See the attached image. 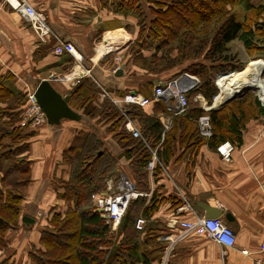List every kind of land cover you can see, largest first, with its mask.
Returning <instances> with one entry per match:
<instances>
[{
  "label": "trees",
  "instance_id": "obj_1",
  "mask_svg": "<svg viewBox=\"0 0 264 264\" xmlns=\"http://www.w3.org/2000/svg\"><path fill=\"white\" fill-rule=\"evenodd\" d=\"M242 1L123 0L118 4L122 13L138 20L135 39L122 51L120 62L125 67L121 79L126 76L131 86L138 85L135 89L114 87L113 79L120 78L112 74L117 66L116 56L112 54L100 63L111 71L113 79L110 84L97 80L93 68L85 63V67L91 69L93 79L81 81L67 96L70 97V107L83 117L77 124L85 123L89 130L78 133L63 153L62 164L70 167V177L67 181L58 180L60 184L57 181L54 189L64 208L57 212L51 208L45 216L38 217L41 220L46 217V225L38 244L30 250L29 264L161 262L165 247L157 243L158 248L149 249L148 237L157 235L155 238L158 240L160 234L168 229L160 228L154 216L166 205L173 216L185 204L179 190L172 185L170 188L175 194L168 193L170 189L166 183L171 184L168 177L170 166L181 162L188 152L196 158L204 146L216 150L230 143L237 149L243 144V131L248 124L264 116V107L252 92L217 110L206 112L194 104V108L190 106L186 113L178 115L170 110L163 98L155 97L156 82L167 83L183 75L194 76L199 83L187 93L189 101L194 95L201 94L208 106H212L219 94L216 78L245 69L246 62L236 51L235 42L243 44L248 59L263 58L264 6H252L239 18L237 8ZM173 70L174 73L166 77ZM96 83L105 86L112 99L123 100L129 91H134L152 102L146 107H126L125 118L110 99L99 103L100 91ZM1 87L0 106L17 109L16 117L21 119L28 106L27 93L14 97ZM152 106L155 111L149 114L146 108ZM160 113L171 116L168 127L161 122ZM204 115L210 117L212 126L213 135L209 140L201 137L199 131L198 120ZM18 118L17 122L11 121L16 124L13 129H8L10 124L0 127V148L3 144L7 150L4 140L10 136L14 137L12 140L17 146L6 151L5 155L0 154V168L5 174L0 181V253L6 257L0 259V264H16L7 257L10 248L7 234L24 225L21 214L25 198L21 190L31 183L29 163L20 159V155L30 152L31 140L40 133L31 127L21 135ZM127 119L135 125L139 137H134L127 130ZM105 136H110L118 148L117 156L104 150ZM154 152L157 161L150 172L148 166ZM181 152L183 154L178 156ZM11 155L19 158L20 163L19 159L12 163ZM192 161L195 159L190 158V164ZM9 162L12 164L4 168L3 163ZM117 171L128 178L141 196L130 202L117 231H113L97 212L93 199L107 190L108 182ZM12 172L18 179L9 182ZM7 183L10 187L4 189ZM141 217L147 223L143 231H138L136 223ZM154 254L156 257L153 259Z\"/></svg>",
  "mask_w": 264,
  "mask_h": 264
},
{
  "label": "crops",
  "instance_id": "obj_2",
  "mask_svg": "<svg viewBox=\"0 0 264 264\" xmlns=\"http://www.w3.org/2000/svg\"><path fill=\"white\" fill-rule=\"evenodd\" d=\"M28 1L44 14L51 25L53 36L47 44L39 43L21 16L14 12L5 0H0L1 88L17 97L19 94L34 91L41 81L47 80L59 94L69 95L73 85L66 79L72 68L65 70V66L72 65L73 60L69 56L56 57L51 51L60 43L72 44L87 59V66L93 68L96 79L103 84H110L113 79L111 71L98 62L108 51L129 44L127 29L135 27L133 31H136V20L119 10L118 4L123 0ZM246 1L252 6H264V0ZM108 38L122 40L107 42ZM103 47L105 48L102 49ZM236 48L244 60H249L241 42H238ZM116 61L120 63L117 59ZM113 81L116 83L114 87L122 90L126 87L135 89L138 85L136 83L131 86L126 76ZM194 98L199 99V96L194 95ZM98 101H103L100 95ZM195 104L199 105L198 101ZM194 106L196 105H191V108ZM9 111L14 113L17 109ZM146 111L152 114L155 108L147 107ZM159 117L163 125L168 127L171 116L160 113ZM0 124H10L8 129L16 127V124L5 118H0ZM76 124L64 121L59 128L45 126L32 142L30 141V152L20 155V159L29 163L31 171L30 185L21 190L25 198L21 218L29 216L36 219V223L30 228L21 224L18 230L7 234L10 244L7 257L16 264H21V260H18L20 257L24 260L23 264H29L30 250L38 244L41 231L46 225V217L42 220L38 217H43L51 208L56 209L54 212L64 208L63 201L55 196L54 185L58 180H69L70 169L62 164V156L71 145L72 131L78 129ZM25 130L21 124V134H26L27 132H22ZM108 141L113 144L111 138ZM4 142L9 143L5 140ZM217 149L211 150L204 146L196 158L195 155L191 157L188 152L181 158V162L171 165L168 172L171 184L166 183L170 189L168 193L175 194L170 188L172 185L185 194L191 205V211L181 215V220L185 221L196 217L205 218V212L198 204H205L214 199L224 215L229 213L234 218L232 223L227 224L236 234V246L226 251L227 261L230 264H253L255 256H264V116L248 124L246 131H243V144L234 149L229 161H226ZM181 154L183 152L178 153V156ZM190 158L195 159L193 164H190ZM12 174L16 175L13 172ZM4 176L0 168V181ZM9 187L7 183L4 189ZM168 207L166 205L161 208L154 216V221L158 222L160 228L166 227L174 216L168 211ZM166 231L162 232L158 239L164 247L167 245L163 240L165 235L175 238L182 233L179 227H171ZM222 250L208 239L193 234L184 235L169 256L168 264H221ZM242 250L250 251L252 256L243 255ZM2 255L3 253H0V259Z\"/></svg>",
  "mask_w": 264,
  "mask_h": 264
},
{
  "label": "built area",
  "instance_id": "obj_3",
  "mask_svg": "<svg viewBox=\"0 0 264 264\" xmlns=\"http://www.w3.org/2000/svg\"><path fill=\"white\" fill-rule=\"evenodd\" d=\"M5 2L30 26L38 42L42 44L49 42L53 36V31L42 12L38 11L33 5L29 3L28 0H5ZM53 54L56 57L68 55L73 59L74 67L66 79V81L73 85V87L79 84L83 79H93L92 71L84 67V57L75 49L72 44L60 43L54 47ZM105 56H102L101 58ZM263 73L264 68L261 71V75ZM220 77L221 75H219L216 79L217 85ZM261 82L264 85V80L261 79ZM190 83L191 84L180 85L179 79L171 80L165 84L160 83L156 85L154 89L155 97L165 98V102L167 103L170 110L174 114L182 115L186 113L190 107L187 93L194 89L199 82L193 78ZM96 84L101 91L100 98L102 100L110 99L111 102L121 110L125 118L126 107L130 105L146 107L152 102L151 99L136 93H128L123 100L112 99L110 98V95L105 87L99 83ZM256 91V96L261 105L264 107V87H258L256 88ZM220 95L216 97V100L220 97ZM27 102L28 106L21 117V124L25 128L32 127L35 129H40L43 126L45 127L47 125V118L41 107L36 103L35 94L33 92L29 91L27 93ZM201 108L206 112L209 111L206 107V103L203 100L201 102ZM198 125L201 137H203L205 140H209L213 135L210 117L208 115L200 117L198 120ZM126 128L134 137H139V131L128 119ZM217 151L226 161H229L231 159L232 152L234 151V147L230 143H225L218 147ZM156 161L157 155L154 152L153 159L148 166V170L150 172L154 170ZM115 190H118V192H114L113 194L112 191ZM179 192L185 204L176 210L175 215L170 219L166 227L167 229L171 227H179L182 233L175 238L172 235H165L166 237L163 238V240L167 242L163 254V264H168L169 256L174 252L177 244L181 242V240L184 238V235L189 234H193L199 238L208 239L209 241H212L220 246L223 249L221 252V264H230L226 259V251L228 249H234L236 246L237 238L233 229L222 219H206L204 217H196L191 221L181 220V215L187 211H191V205L188 203L185 195L181 193L180 190ZM139 196L141 195L135 191V187L131 184L128 178L124 175H121V183L119 184V187L113 190L111 182H108L107 190L96 195L93 199V203L96 209L103 210L104 215L106 216L107 224L110 225L112 230L117 231L123 217L125 216L130 202L134 199H137ZM146 223L147 221L144 218H139L136 223V229L138 231H143ZM241 253L245 256H252V253H250L248 250H242ZM253 264H264V256H255L253 259Z\"/></svg>",
  "mask_w": 264,
  "mask_h": 264
},
{
  "label": "water",
  "instance_id": "obj_4",
  "mask_svg": "<svg viewBox=\"0 0 264 264\" xmlns=\"http://www.w3.org/2000/svg\"><path fill=\"white\" fill-rule=\"evenodd\" d=\"M125 67L122 66L120 70L115 74L116 78H121L124 74ZM234 74V73H233ZM233 74H226V75H233ZM222 76V75H221ZM193 80V77L189 75H184L179 80L180 85L189 84ZM219 89V87H218ZM253 90H256L254 88ZM244 90L242 92L235 93L231 97H228L221 103L218 107L213 102L211 107H208L209 110H217L223 108L227 103L235 98L242 97L245 93ZM35 94V101L41 107L43 113L45 114L48 125L51 127H60L64 121H71L75 123H80L83 120L82 115L77 113L72 107H70V97L69 96H62L59 94L55 88L52 86L50 81H41L34 90ZM198 207L201 208L205 212L206 219H219L223 218L227 223H232L234 218L231 214H223V212L217 207L216 202L214 199H211L208 203H201L198 204ZM97 212L101 214L103 219H106L103 210L97 209ZM23 224L30 228L35 224V220L32 217L25 216L22 218Z\"/></svg>",
  "mask_w": 264,
  "mask_h": 264
},
{
  "label": "rangeland",
  "instance_id": "obj_5",
  "mask_svg": "<svg viewBox=\"0 0 264 264\" xmlns=\"http://www.w3.org/2000/svg\"><path fill=\"white\" fill-rule=\"evenodd\" d=\"M252 7V5H251V3L249 2V1H242L241 2V4L238 6V8H237V13H238V16H239V18H242L243 17V15H244V13L246 12V11H248L250 8ZM149 19V18H148ZM137 23H138V20H136V24H135V26L136 27H138L137 26ZM134 26V25H133ZM134 29H130V30H128L127 29V31L129 32H127V34H129L128 35V38H129V43H130V40L132 41V40H134L135 39V31H133V30H135V27H133ZM236 45H238V42H235V46ZM127 47V46H126ZM126 47H122V48H119V47H116V49H112V50H110V51H108V54L109 53H112V55H114V56H116V59L119 61V62H121V59H123V52L122 51H124L125 50V48ZM52 51V50H51ZM114 51V52H113ZM101 58H99V60H100ZM86 61H87V59H85ZM98 60V61H99ZM101 60H106V59H101ZM246 63H245V69L243 70V71H245V70H247V69H249L250 68V66L253 64V62H256V61H261V62H263L264 63V59H261V58H259V59H252V60H244ZM98 63H101V61H99ZM186 64V63H185ZM72 66L73 65H67V66H65V70H68V69H71L72 68ZM183 66H185V65H183ZM119 68V67H118ZM117 68V69H118ZM174 71L175 70H173V72H169L170 74H168V75H166V77H170L171 75H172V73H174ZM243 71H241V72H243ZM241 72H239V71H237V72H235L234 74H237V73H241ZM233 74V73H232ZM233 74V75H234ZM184 76V75H183ZM190 76V75H189ZM182 77V76H181ZM191 77H193L194 79H196V80H198V78H196V77H194V76H191ZM180 78V77H179ZM178 79V78H177ZM261 79L262 80H264V73L261 75ZM198 82H199V80H198ZM216 82V81H215ZM216 86H217V88L219 87L220 88V85H219V82H218V85H217V83H216ZM254 88H252V87H249V88H247V89H245V90H247V91H245V93L243 94V96L242 97H244L247 93H252V92H255V93H257V91L256 90H253ZM220 92H221V89H220ZM197 96H199V99L198 98H194V97H191L190 98V104L191 105H194L195 104V102L196 101H198V104H199V107H201V102H202V95L201 94H196ZM242 97H239V98H242ZM215 102V101H214ZM1 107V109H0V118H5L6 120H10V121H15V122H17L16 121V118H18L19 116H17L16 117V112H14V113H11L10 111H9V109H5L3 106H0ZM18 119H20V118H18ZM77 126H78V129L75 131V132H73L72 131V142L71 143H73V141L75 140V138H76V136L78 135V133H80V132H86L87 131V129L88 128H85L86 126H87V124H85V123H83V124H76ZM1 126H3V125H1L0 124V127ZM43 128H44V126L43 127H41L40 129H38L39 131H42L43 130ZM105 129H106V127H105ZM89 130V129H88ZM29 130L28 129H26L25 131H22V132H28ZM21 135H23V134H21ZM25 135V134H24ZM12 138L14 139V137L13 136H10V137H8L7 139H5V141L6 142H9V143H7L6 145H7V150H6V147H4L3 146V144H2V147L0 148V154H2V155H5V153H6V151L8 152V150H10V149H15V148H17V146H15L14 145V143L12 142L13 140H12ZM106 138V140L104 141V144H105V147H104V150L106 149V151L107 152H109L110 154H112L114 157L115 156H117L118 155V153H119V150H118V148L116 147V145H114V144H112V143H109V141H108V139L110 138L109 136L108 137H105ZM5 143V142H4ZM17 144H19V143H17ZM5 145V144H4ZM12 155H14V153L12 154ZM11 155V162L13 163L16 159H19V158H13V156ZM8 156H9V154H8ZM14 157H15V155H14ZM19 161V163H20V159L18 160ZM12 163H10L9 162V164H7V163H3V165H4V167L5 168H7V167H9V165L10 164H12ZM120 164H121V162H120ZM23 168H25V165L23 164ZM70 168V167H69ZM119 169H120V167H119ZM121 175H124V174H122V172H119V171H117L114 175H113V178H112V180L111 181H109V182H111V184H112V187H113V190L115 189V188H118L119 187V184L121 183ZM18 176H17V174L16 175H12L11 177L9 176V182H12V181H14L15 179H18L17 178ZM60 181H58L57 183H59ZM60 184V183H59ZM58 184V185H59ZM114 192L116 193V192H118V190H115V191H112V193L114 194ZM110 194H111V192H110ZM112 229V228H111ZM157 235H154V238H149L148 236V239H149V245H150V248L149 249H156V248H158L159 246H158V244L157 243H159V245H163V243H162V241H159V240H156V237ZM142 237V236H141ZM143 239V238H142ZM141 239V240H142ZM158 239H159V237H158ZM162 245H161V247H162ZM165 249V248H164ZM155 253V252H154ZM163 254H164V250H163ZM2 258L3 257H5V256H1ZM156 257V254H154V256H152V258L154 259ZM19 261L21 260V264H23V261L24 260H22V257H20L19 259H18ZM29 261V260H28ZM163 258H162V260H161V262L159 261V263L157 262V263H155V264H163Z\"/></svg>",
  "mask_w": 264,
  "mask_h": 264
},
{
  "label": "bare ground",
  "instance_id": "obj_6",
  "mask_svg": "<svg viewBox=\"0 0 264 264\" xmlns=\"http://www.w3.org/2000/svg\"><path fill=\"white\" fill-rule=\"evenodd\" d=\"M115 40L117 42L118 41L120 42L122 39L108 38L107 42H111ZM104 48L105 47H103L102 49ZM104 51L106 52L107 50H104ZM263 68H264V63L261 61H256V62H253V64L250 66L249 69L241 73H237L234 75H226V74L222 75L219 80L221 95L214 102L216 104V107H218L221 103H223V101L227 99L228 97H231L235 93L242 92L249 87H252V88H258L261 86L264 87L263 83L261 82V77H260L261 71L263 70Z\"/></svg>",
  "mask_w": 264,
  "mask_h": 264
}]
</instances>
